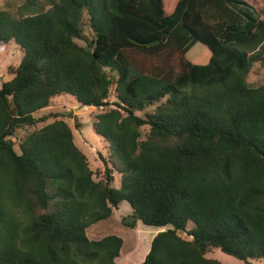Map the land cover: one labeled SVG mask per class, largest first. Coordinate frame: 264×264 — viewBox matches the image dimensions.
Returning a JSON list of instances; mask_svg holds the SVG:
<instances>
[{
    "label": "trees",
    "instance_id": "trees-1",
    "mask_svg": "<svg viewBox=\"0 0 264 264\" xmlns=\"http://www.w3.org/2000/svg\"><path fill=\"white\" fill-rule=\"evenodd\" d=\"M253 2L47 0L24 15L26 0L18 18L0 9V45L22 53L0 85V264H115L122 239L86 230L122 202L128 227L161 230L141 264H222L206 257L214 249L264 259V83L246 81L264 65V7ZM60 95L113 106L93 122L107 142L102 170L64 121L36 128Z\"/></svg>",
    "mask_w": 264,
    "mask_h": 264
},
{
    "label": "rangeland",
    "instance_id": "rangeland-1",
    "mask_svg": "<svg viewBox=\"0 0 264 264\" xmlns=\"http://www.w3.org/2000/svg\"><path fill=\"white\" fill-rule=\"evenodd\" d=\"M26 0H0V9L9 12L14 18L19 17V7ZM34 6L24 15H31L34 12L47 10V0H31ZM254 5L259 8L264 7L262 0H254ZM87 38L91 37L88 27H85ZM83 44V43H81ZM22 57L19 48L14 44L0 45V85L12 78L10 72L17 67ZM250 86H259L264 83V65H255L246 79ZM111 104L115 101L113 88L110 91V97L107 99ZM113 106L102 108H82L76 103L75 99L70 95H60L50 100L49 107L45 111L39 112L36 116H46L48 119L45 123L37 125L36 128H41L54 121L62 120L71 129L74 136V144L86 156L90 168L102 170V159H106L107 142L98 135L93 129L95 117ZM153 110V107L147 111ZM142 112H137L136 115L143 117ZM32 128L22 129L16 132L17 137H22L27 132H31ZM146 129L142 131V135ZM144 138V136L142 137ZM114 180L111 184L113 187H118L120 182L119 175L114 174ZM132 211L126 202H122L116 210H113L110 218L100 221L92 225L86 230V235L91 240H97L108 235L120 237L123 241L120 250V256L115 260V264H141L149 251L152 238L161 230L143 225L140 221L134 224V228L128 227L132 222ZM189 228V227H188ZM187 239L185 235H182ZM209 259H214L222 264H245L232 257L226 256L219 250H212L207 256ZM247 264H264V259L250 261Z\"/></svg>",
    "mask_w": 264,
    "mask_h": 264
},
{
    "label": "crops",
    "instance_id": "crops-1",
    "mask_svg": "<svg viewBox=\"0 0 264 264\" xmlns=\"http://www.w3.org/2000/svg\"><path fill=\"white\" fill-rule=\"evenodd\" d=\"M46 110H47V109H46ZM44 111H45V110H44ZM44 111H43V112H44Z\"/></svg>",
    "mask_w": 264,
    "mask_h": 264
}]
</instances>
